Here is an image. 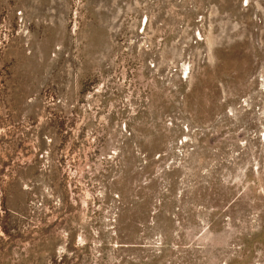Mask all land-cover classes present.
I'll return each mask as SVG.
<instances>
[{"label":"rangeland","instance_id":"374dc122","mask_svg":"<svg viewBox=\"0 0 264 264\" xmlns=\"http://www.w3.org/2000/svg\"><path fill=\"white\" fill-rule=\"evenodd\" d=\"M0 264H264V0H0Z\"/></svg>","mask_w":264,"mask_h":264},{"label":"built area","instance_id":"2783aa9c","mask_svg":"<svg viewBox=\"0 0 264 264\" xmlns=\"http://www.w3.org/2000/svg\"><path fill=\"white\" fill-rule=\"evenodd\" d=\"M146 20H147V17H146V16H143V17H142V23H141V27H143V26H144V24H145ZM141 30H142V29H141Z\"/></svg>","mask_w":264,"mask_h":264}]
</instances>
